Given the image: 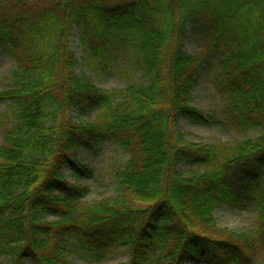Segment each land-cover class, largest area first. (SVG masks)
Masks as SVG:
<instances>
[{
    "label": "trees",
    "instance_id": "obj_1",
    "mask_svg": "<svg viewBox=\"0 0 264 264\" xmlns=\"http://www.w3.org/2000/svg\"><path fill=\"white\" fill-rule=\"evenodd\" d=\"M188 33L202 51L187 52ZM75 35L89 70L127 86L80 77ZM7 46L17 68L0 93L15 111L0 146V264H76L79 251L129 254L125 264H255L264 254V0H0ZM212 60L225 126L258 138L187 140L184 121L220 125L193 105ZM105 143L129 161L115 198L87 201L81 182L93 170L80 153ZM225 207L257 210L251 231L219 229Z\"/></svg>",
    "mask_w": 264,
    "mask_h": 264
},
{
    "label": "rangeland",
    "instance_id": "obj_2",
    "mask_svg": "<svg viewBox=\"0 0 264 264\" xmlns=\"http://www.w3.org/2000/svg\"><path fill=\"white\" fill-rule=\"evenodd\" d=\"M121 1V0H116ZM73 49L77 55L78 65L77 72L80 77L89 79L95 86L103 89H119L127 86L128 82L118 75L106 74L99 75L89 70L84 64L83 46L77 35L72 39ZM186 50L190 54H195L203 50L195 41L194 36L188 33L185 40ZM17 64L11 54V48L0 47V93L7 90L10 85L9 79L11 74L16 70ZM220 68L218 62H212L201 70L198 84L194 90V106L203 110L206 113L217 117L220 125L214 128L199 127L183 122L182 129L187 140L196 143L215 144L218 142H240L250 139H255L261 136L260 130L250 131L246 135H241L236 131L225 126V120L222 112L226 105V98L219 89ZM0 115L4 116L5 120L0 126V146L3 144L5 134L15 124V111L12 105L0 103ZM78 121H85L91 118L82 116L79 113H73ZM80 158L83 163L93 170V178L81 182L90 188V195L87 201H103L111 200L116 196L117 184L115 175L121 171L128 163L129 156L114 143H105L97 147L95 152L81 151ZM69 173H67L68 175ZM71 182L74 180L69 177ZM258 212L251 209L247 212H239L229 207L223 208L215 213L217 225L222 231L228 230L237 233H247L254 227L255 219ZM70 260L76 264H125L129 261V254L120 256L106 257L100 255L93 256L86 252L79 251L73 254ZM7 259L0 255V262H5ZM171 260L165 261V264H170ZM195 264V263H187ZM255 264H264V254H260Z\"/></svg>",
    "mask_w": 264,
    "mask_h": 264
}]
</instances>
